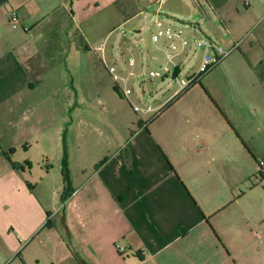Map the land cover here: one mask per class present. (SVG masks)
I'll list each match as a JSON object with an SVG mask.
<instances>
[{
	"label": "crops",
	"instance_id": "1",
	"mask_svg": "<svg viewBox=\"0 0 264 264\" xmlns=\"http://www.w3.org/2000/svg\"><path fill=\"white\" fill-rule=\"evenodd\" d=\"M210 1L0 0V264H264V216L191 188L174 122L136 127L116 107L99 121L52 91L69 40L91 52L121 26L148 39L156 19L203 35Z\"/></svg>",
	"mask_w": 264,
	"mask_h": 264
},
{
	"label": "rangeland",
	"instance_id": "2",
	"mask_svg": "<svg viewBox=\"0 0 264 264\" xmlns=\"http://www.w3.org/2000/svg\"><path fill=\"white\" fill-rule=\"evenodd\" d=\"M210 2L213 9L205 17L201 36L216 41L225 51H230L235 42L243 43L186 91H182L180 82L191 71H198L201 49L180 58L183 74L178 79H146L147 93L139 103V87L135 86L138 96L132 101L140 107L164 104L155 119L136 113L128 101L119 105L113 78L94 50H79L77 42L70 40L62 53L66 64L54 70L58 84L52 91L78 92L87 100L85 108L90 103L99 114L104 112V117L96 118L99 121L109 118L108 110L116 107L127 119L131 117L136 127L140 118L151 120L147 123H154L153 130L159 126L167 129L174 122L176 145L191 153L182 171L191 188L199 194L212 192L216 201L237 200L234 206H241L253 220H260L264 216V0ZM124 33L129 40L135 38L126 26L113 30L106 38L119 41ZM188 33L194 42L196 37L190 30ZM116 50L108 57L109 66L113 65ZM100 97L104 102L98 104ZM116 117L117 121L122 118ZM20 155L10 154L15 160ZM179 155L176 150V159Z\"/></svg>",
	"mask_w": 264,
	"mask_h": 264
},
{
	"label": "built area",
	"instance_id": "3",
	"mask_svg": "<svg viewBox=\"0 0 264 264\" xmlns=\"http://www.w3.org/2000/svg\"><path fill=\"white\" fill-rule=\"evenodd\" d=\"M9 23L14 29L20 28L21 23L16 11L11 12ZM155 24L156 31L148 39L134 34L135 38L129 40L124 33V40L117 46L111 66L107 63V57L112 56L115 50L111 47V41L108 38L102 39L94 47V52L108 69L120 96L131 104L136 113L151 114L153 117L157 115V111L152 105L144 108L132 101L133 96L136 98L138 96L135 86L139 87V99H137L139 103V100L144 99L147 93L144 88L146 79H170L171 76L178 79L183 74L180 58L188 53L196 54L197 50L201 49L203 57L198 71H191L180 82L182 91H186L202 75L213 70L243 43V41L235 42L230 51H225L216 41L207 36L197 35L193 42L189 38L188 30L182 26L164 24L158 19L155 20Z\"/></svg>",
	"mask_w": 264,
	"mask_h": 264
},
{
	"label": "trees",
	"instance_id": "4",
	"mask_svg": "<svg viewBox=\"0 0 264 264\" xmlns=\"http://www.w3.org/2000/svg\"><path fill=\"white\" fill-rule=\"evenodd\" d=\"M114 89H115V91L118 93V89H117V87H115ZM118 94H119V93H118ZM119 95H120V94H119ZM6 156H7L8 160L10 161V163H11V165H12V167H13L14 169H20V166L12 160V158H11V156H10L9 153H7ZM106 160H107V159H106ZM65 165H66V163H65ZM99 166H100V165H98L97 168H98ZM65 170H66L65 181H66L67 184H70V178H69L68 175H67V169H65ZM69 194H70V193H68L66 196H64V200H66V199L70 196ZM50 226H51V225L48 224V227H50Z\"/></svg>",
	"mask_w": 264,
	"mask_h": 264
}]
</instances>
